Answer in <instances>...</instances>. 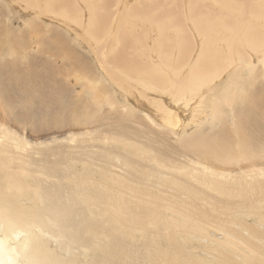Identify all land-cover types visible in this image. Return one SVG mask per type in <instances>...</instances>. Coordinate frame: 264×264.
<instances>
[{"label": "bare ground", "instance_id": "obj_1", "mask_svg": "<svg viewBox=\"0 0 264 264\" xmlns=\"http://www.w3.org/2000/svg\"><path fill=\"white\" fill-rule=\"evenodd\" d=\"M18 1L0 264H264V0Z\"/></svg>", "mask_w": 264, "mask_h": 264}, {"label": "rangeland", "instance_id": "obj_2", "mask_svg": "<svg viewBox=\"0 0 264 264\" xmlns=\"http://www.w3.org/2000/svg\"><path fill=\"white\" fill-rule=\"evenodd\" d=\"M10 1H12V0H10ZM122 2L121 3H123V4H125V3H129L128 5H130V2L129 1H134V0H121ZM19 3H20V5H22L21 6V8H26V6H25V4H23L24 2L22 1V0H20V1H18ZM120 3V4H121ZM120 6V5H119ZM118 6V7H119ZM13 7H16V8H19V4L18 3H15V5L13 6ZM118 7H115V6H112L111 8H110V10H109V12H108V14H109V22H108V28H110L111 29V32H110V34L105 38V40L106 41H112V39L115 37V36H117L118 35V33L120 32V28H121V26H120V24L121 23H129V24H137V23H139L140 21L139 20H137V21H131V22H127L126 20H124V16L123 15H121V13H122V11H123V9L121 8V6L118 8ZM117 8H118V10H117ZM121 12H120V11ZM24 12H26V10H24ZM120 12V13H119ZM123 25V24H122ZM71 27L72 28H74L72 25H71ZM77 29H79V30H81L80 29V27H78V26H75ZM74 33V32H73ZM150 37H149V39L148 40H150V39H154L155 37H156V35L153 33L152 35L150 34L149 35ZM24 40H28V38H23V41ZM100 48H104L102 45H100L99 46ZM97 68H98V66L100 65L98 62H94V61H91ZM101 66V65H100ZM127 87H128V89L127 90H131L132 88H130L131 86L130 85H127V84H125ZM125 85H123V86H125ZM125 86V88H127ZM130 90H129V92H130ZM132 91V90H131ZM136 97H138V94L136 95ZM138 99H140V100H142V102H144L146 105H148V103L144 100V99H142L141 97H138ZM100 135L101 136H106V135H108V132L107 131H105V132H101L100 133ZM85 139H87L88 141H92V140H89V137H87V138H85ZM138 146V148L140 149L142 146L141 145H137ZM89 154V153H88ZM87 154V155H88ZM124 154H126V153H124V152H122L120 149H118L117 150V154H115L113 157H117V156H120V155H124ZM128 154H141V151L140 150H136L135 148H133V149H129V151H128ZM112 158V157H111ZM110 165H112V164H110ZM28 203V202H27Z\"/></svg>", "mask_w": 264, "mask_h": 264}]
</instances>
